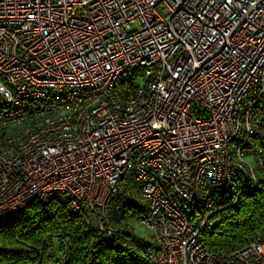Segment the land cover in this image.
Instances as JSON below:
<instances>
[{
	"label": "built area",
	"instance_id": "2783aa9c",
	"mask_svg": "<svg viewBox=\"0 0 264 264\" xmlns=\"http://www.w3.org/2000/svg\"><path fill=\"white\" fill-rule=\"evenodd\" d=\"M263 150L264 0H0V220L56 202L106 240L141 201L149 264H264L201 239Z\"/></svg>",
	"mask_w": 264,
	"mask_h": 264
},
{
	"label": "trees",
	"instance_id": "16d2710c",
	"mask_svg": "<svg viewBox=\"0 0 264 264\" xmlns=\"http://www.w3.org/2000/svg\"><path fill=\"white\" fill-rule=\"evenodd\" d=\"M259 175L256 189L241 194L233 205L231 196H216L218 209L214 217L219 224L201 235L210 253L226 255L245 247L255 237L264 240V165ZM144 211L139 203L129 204L121 215L137 218ZM48 234H63L68 243L63 246L57 241L51 254L43 242ZM150 246L120 226L105 240L89 230L78 214L56 202L44 206L32 203L0 220V264H149L143 250Z\"/></svg>",
	"mask_w": 264,
	"mask_h": 264
},
{
	"label": "rangeland",
	"instance_id": "374dc122",
	"mask_svg": "<svg viewBox=\"0 0 264 264\" xmlns=\"http://www.w3.org/2000/svg\"><path fill=\"white\" fill-rule=\"evenodd\" d=\"M143 202H139V206H141ZM120 227L123 228H128V230L135 236V238L139 239L140 241L150 243L151 242V237L149 233H147L145 230L140 228L136 224V220L133 218H130L128 216L121 217V221L119 223ZM50 234H48L46 237H48Z\"/></svg>",
	"mask_w": 264,
	"mask_h": 264
}]
</instances>
